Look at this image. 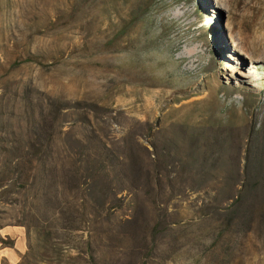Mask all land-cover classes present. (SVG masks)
I'll return each mask as SVG.
<instances>
[{"label":"rangeland","instance_id":"374dc122","mask_svg":"<svg viewBox=\"0 0 264 264\" xmlns=\"http://www.w3.org/2000/svg\"><path fill=\"white\" fill-rule=\"evenodd\" d=\"M229 2L0 0L16 264H264V0Z\"/></svg>","mask_w":264,"mask_h":264},{"label":"crops","instance_id":"0c3cea01","mask_svg":"<svg viewBox=\"0 0 264 264\" xmlns=\"http://www.w3.org/2000/svg\"><path fill=\"white\" fill-rule=\"evenodd\" d=\"M19 235L16 236V242L14 246H6L3 244L0 238V264H16L19 260L20 252L24 249V244L18 239Z\"/></svg>","mask_w":264,"mask_h":264},{"label":"trees","instance_id":"16d2710c","mask_svg":"<svg viewBox=\"0 0 264 264\" xmlns=\"http://www.w3.org/2000/svg\"><path fill=\"white\" fill-rule=\"evenodd\" d=\"M148 7L143 1H141L137 6L133 5L129 11V17L123 20V23L118 24L119 27L116 29L114 37H117L122 32H124L128 26L133 25L136 21H138L141 17L145 16L148 11ZM149 24V23H148ZM3 240V239H1Z\"/></svg>","mask_w":264,"mask_h":264},{"label":"bare ground","instance_id":"6f19581e","mask_svg":"<svg viewBox=\"0 0 264 264\" xmlns=\"http://www.w3.org/2000/svg\"><path fill=\"white\" fill-rule=\"evenodd\" d=\"M217 2L221 3V6H225L228 4L229 0H217ZM230 3V2H229Z\"/></svg>","mask_w":264,"mask_h":264}]
</instances>
